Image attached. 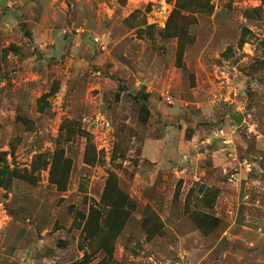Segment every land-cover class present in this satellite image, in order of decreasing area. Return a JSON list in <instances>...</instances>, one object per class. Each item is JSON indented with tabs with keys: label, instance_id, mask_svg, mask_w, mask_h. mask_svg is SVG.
Wrapping results in <instances>:
<instances>
[{
	"label": "rangeland",
	"instance_id": "374dc122",
	"mask_svg": "<svg viewBox=\"0 0 264 264\" xmlns=\"http://www.w3.org/2000/svg\"><path fill=\"white\" fill-rule=\"evenodd\" d=\"M0 183V264H264V0H0Z\"/></svg>",
	"mask_w": 264,
	"mask_h": 264
},
{
	"label": "trees",
	"instance_id": "16d2710c",
	"mask_svg": "<svg viewBox=\"0 0 264 264\" xmlns=\"http://www.w3.org/2000/svg\"><path fill=\"white\" fill-rule=\"evenodd\" d=\"M56 182L60 184L61 183V180H57ZM0 185H1V183H0Z\"/></svg>",
	"mask_w": 264,
	"mask_h": 264
}]
</instances>
